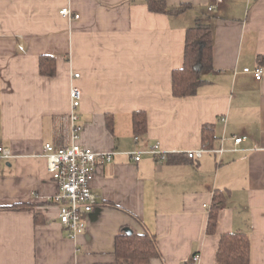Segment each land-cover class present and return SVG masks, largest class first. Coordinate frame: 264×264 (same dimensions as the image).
Returning <instances> with one entry per match:
<instances>
[{
    "label": "crops",
    "instance_id": "1",
    "mask_svg": "<svg viewBox=\"0 0 264 264\" xmlns=\"http://www.w3.org/2000/svg\"><path fill=\"white\" fill-rule=\"evenodd\" d=\"M215 1L166 0L190 6L172 16L145 0H0V146L14 155L1 163L0 264H116V238L128 230L155 236L150 264H217L221 237L234 232L250 240L249 264H264V0H223L211 14ZM198 22L212 29V68L196 95L175 99L172 74ZM43 56L55 58L52 77L41 73ZM258 67L260 81L244 72ZM73 86L82 92L77 143L114 153L95 171L97 205L76 239L48 201L59 188L42 155L45 144L74 142ZM139 111L147 129L136 140ZM210 142L223 152L187 157ZM155 146L164 160L150 154Z\"/></svg>",
    "mask_w": 264,
    "mask_h": 264
},
{
    "label": "trees",
    "instance_id": "2",
    "mask_svg": "<svg viewBox=\"0 0 264 264\" xmlns=\"http://www.w3.org/2000/svg\"><path fill=\"white\" fill-rule=\"evenodd\" d=\"M149 9L154 13L179 15L190 6L181 5L177 8L168 7L166 0H145ZM213 35L209 24L198 22L187 31L184 54V65L173 71L172 96L183 99L194 96L198 88L204 83L203 74L212 68ZM40 70L43 75L52 77L56 73L55 58L43 56L40 61ZM147 116L145 112H135L133 115L134 131L139 138L147 129ZM211 131L204 128V141L206 134ZM207 144V143H206ZM208 148H212V142ZM224 197L218 192L214 196L209 214L207 234L212 235L217 227V215L222 207ZM116 264H150V261L160 256L155 236L144 233L142 235L125 231L121 232L115 242ZM217 264H249L250 240L241 232L223 235L217 251Z\"/></svg>",
    "mask_w": 264,
    "mask_h": 264
},
{
    "label": "built area",
    "instance_id": "3",
    "mask_svg": "<svg viewBox=\"0 0 264 264\" xmlns=\"http://www.w3.org/2000/svg\"><path fill=\"white\" fill-rule=\"evenodd\" d=\"M223 0H216L208 8V12L214 14L218 11L219 5ZM64 17L79 19V15H73L68 8L62 9ZM245 73H252L256 80L260 81L263 77L262 68L255 70L249 68ZM78 78L79 75H76ZM70 100L72 113L70 115L73 124V144L69 147H56L52 144H45L43 147V157L47 161V168L53 180L58 184L59 191L50 197L48 201L59 207V220L62 226L70 233L73 239L86 234L87 216L97 205V195L93 190L92 183L95 178V171L98 166L112 162L114 153H99L90 148L83 147L77 143L83 127L78 124L79 114L77 113L82 100V92L78 87L70 89ZM138 138H136L137 140ZM243 137H236L235 144L239 145ZM223 149L202 148L189 151L187 157L191 160L201 159L206 153L221 154ZM150 154L164 160L165 156L159 152V146H155ZM13 153L6 147L0 146V172L1 163L4 160L13 158ZM134 160H141V153H134ZM199 256L193 258V263L199 260Z\"/></svg>",
    "mask_w": 264,
    "mask_h": 264
},
{
    "label": "water",
    "instance_id": "4",
    "mask_svg": "<svg viewBox=\"0 0 264 264\" xmlns=\"http://www.w3.org/2000/svg\"><path fill=\"white\" fill-rule=\"evenodd\" d=\"M127 232H128V234H129V235H131V234H132V232H131L130 230H128Z\"/></svg>",
    "mask_w": 264,
    "mask_h": 264
}]
</instances>
